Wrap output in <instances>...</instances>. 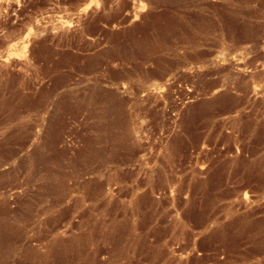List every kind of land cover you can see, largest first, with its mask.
Instances as JSON below:
<instances>
[{"label":"rangeland","instance_id":"rangeland-1","mask_svg":"<svg viewBox=\"0 0 264 264\" xmlns=\"http://www.w3.org/2000/svg\"><path fill=\"white\" fill-rule=\"evenodd\" d=\"M82 257L264 264V0H0V264Z\"/></svg>","mask_w":264,"mask_h":264},{"label":"bare ground","instance_id":"bare-ground-1","mask_svg":"<svg viewBox=\"0 0 264 264\" xmlns=\"http://www.w3.org/2000/svg\"><path fill=\"white\" fill-rule=\"evenodd\" d=\"M117 247H119V245ZM116 254H117V252H116ZM94 260H95V262H94ZM94 260L90 257H82L79 259V261H77V264H96L97 261H96L95 257H94ZM97 264H101V263H97ZM110 264H112V263H110ZM113 264H118V263L115 262Z\"/></svg>","mask_w":264,"mask_h":264}]
</instances>
